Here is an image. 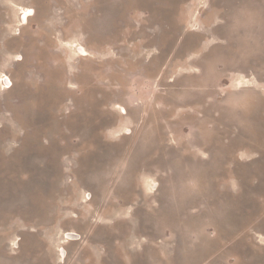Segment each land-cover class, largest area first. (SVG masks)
Returning <instances> with one entry per match:
<instances>
[{"label": "rangeland", "instance_id": "374dc122", "mask_svg": "<svg viewBox=\"0 0 264 264\" xmlns=\"http://www.w3.org/2000/svg\"><path fill=\"white\" fill-rule=\"evenodd\" d=\"M0 264H264V0H0Z\"/></svg>", "mask_w": 264, "mask_h": 264}, {"label": "bare ground", "instance_id": "6f19581e", "mask_svg": "<svg viewBox=\"0 0 264 264\" xmlns=\"http://www.w3.org/2000/svg\"><path fill=\"white\" fill-rule=\"evenodd\" d=\"M22 8H23V6H22ZM29 11H32V9H30V10H27L26 12H24V14H26L27 12H29ZM24 17V16H23ZM22 20L23 21H25V18H22ZM4 87H5V85H10V83H9V81L5 78L4 79V81L1 83ZM154 185V184H153ZM68 235H73V233H69ZM65 237H62V236H60L59 238H58V242H59V244H63L64 243V241H65V239H64ZM59 244L57 243L56 244V247L60 250V247L61 246H59ZM61 253H63V252H61Z\"/></svg>", "mask_w": 264, "mask_h": 264}]
</instances>
